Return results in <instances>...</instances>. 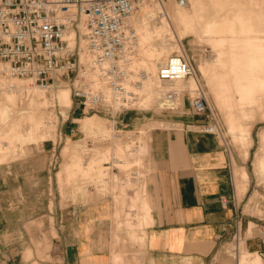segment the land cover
<instances>
[{"label":"rangeland","instance_id":"obj_1","mask_svg":"<svg viewBox=\"0 0 264 264\" xmlns=\"http://www.w3.org/2000/svg\"><path fill=\"white\" fill-rule=\"evenodd\" d=\"M184 1L182 9L177 4L181 0H143L139 3L143 5L137 15L138 24L146 20L150 39L144 41L148 47L158 48L151 55L159 59L154 60V65L164 63L172 52L184 54L191 62L199 86L195 90L187 78V82L175 87L185 92L194 90L190 91L192 96L200 91L208 103L206 113L197 114L188 95L178 91L182 96L177 98V110L162 108L156 98L143 103L144 94L135 110L84 114L67 82L44 92L29 80L12 77L18 90L8 95L0 92V186H36L30 211L20 209L19 214L66 215L78 204L87 205L111 195L116 200L125 199L127 204L136 197L128 190L136 188L135 193L147 194L145 188L152 172L149 151L144 149L148 130L153 126L173 128L166 119L183 113L203 116L206 126L198 130L214 128L211 134L241 159L250 151L248 180L245 170L235 167L237 214L239 223L243 219V228L239 225L238 234L213 264H222L228 258L231 264H239L240 255L241 264H253L258 258L264 259L261 252L253 249L257 244L262 248L264 245V0ZM160 2L167 9V30L155 29L160 27ZM178 11L188 17V25L179 18ZM137 58L143 56L138 54ZM20 82L25 85L23 90ZM128 112L140 113L144 125L119 126L117 116ZM60 173L64 174L62 182L58 181ZM114 181L119 184H94ZM147 197L148 194L142 197L145 202ZM131 208L130 202L125 209ZM143 210V214L148 213V207L143 205ZM12 225L10 221L4 223L5 230H11ZM23 242L29 240L21 239V246ZM30 243L38 258L44 259L47 240L32 238ZM31 258L32 252L28 251L27 259Z\"/></svg>","mask_w":264,"mask_h":264},{"label":"crops","instance_id":"obj_2","mask_svg":"<svg viewBox=\"0 0 264 264\" xmlns=\"http://www.w3.org/2000/svg\"><path fill=\"white\" fill-rule=\"evenodd\" d=\"M140 115L128 112L116 120L119 126L135 128L144 125ZM166 121L172 122L173 128L150 127L144 146L152 165L145 188L147 203L142 198L147 194L135 193V188L128 190L136 197L127 204L111 195L78 204L66 215L19 214L20 209L30 211L36 186L1 185L0 264H213L238 234L239 225L243 228V219L239 223L237 214L235 167L245 170L248 180L250 151L241 159L219 137L198 130L206 126L203 116L183 113ZM63 176L60 173L59 182ZM108 183L115 186L118 182L94 184ZM244 185L248 187V182ZM130 202L131 211L125 209ZM143 205L148 213H142ZM139 213L142 215L137 218ZM9 221L11 230H5L4 223ZM32 238L47 240L44 259L38 258ZM21 239L29 242L21 246ZM253 249L264 255V245ZM28 251L31 259H27ZM240 259L241 255L239 264ZM230 261L228 258L222 264ZM253 264H264V259Z\"/></svg>","mask_w":264,"mask_h":264},{"label":"built area","instance_id":"obj_3","mask_svg":"<svg viewBox=\"0 0 264 264\" xmlns=\"http://www.w3.org/2000/svg\"><path fill=\"white\" fill-rule=\"evenodd\" d=\"M141 1L0 0V64L11 76L44 89L67 82L84 114L135 110L138 94L125 85L130 73L123 55L136 40L126 21ZM71 31L76 35L74 42L68 36ZM82 37L92 55L88 67L81 63ZM90 70L106 81L111 97L95 87L88 77ZM143 77L137 76L132 86L141 85ZM191 77H196L194 67L178 54L170 56L157 72V79L167 84ZM185 93L197 114L206 113L208 103L200 91L197 96ZM179 95L166 92L164 109L175 110Z\"/></svg>","mask_w":264,"mask_h":264},{"label":"bare ground","instance_id":"obj_4","mask_svg":"<svg viewBox=\"0 0 264 264\" xmlns=\"http://www.w3.org/2000/svg\"><path fill=\"white\" fill-rule=\"evenodd\" d=\"M177 4H178V7L184 9V5L181 2H178ZM142 5H143L142 3L137 4L135 6L133 14L126 21L127 27L130 30H132L133 33H135L136 40L134 42H132L131 48L128 49L126 51V53L123 55V59H124L125 64H126V68L130 73L129 78L126 81L125 85L129 89L135 90L138 94V100L135 104V108L140 106V103L143 100L144 94H145V97H144L143 103L146 102L148 99L154 100L156 98L157 102H159L161 104L162 108H164L163 99H164L165 93L171 92V91H179L180 92L181 90L176 89L175 85L185 83L188 81V79H187V81H186V79L185 80H178V81L171 83V84L164 83V86L157 79L158 69L166 61L162 64H157L158 66L154 65V60H159V59H156V58H154V56H151V55L156 53L158 48L152 49L151 47H148L147 43L145 42L146 40L150 39V34L148 33V31L146 29L147 24H145L146 23L145 17H143L144 19H142L143 21L145 20V22H143L142 25L138 24L140 21H139V18L137 17V15H138V13L140 14V11L142 9ZM160 6L162 9V12H161L162 14H161V16H159V15L157 16V21L159 22L160 27H155V29L156 28L161 29V28L165 27L167 30V29H169V26H168L169 17L167 14V9L164 8V5L161 2H160ZM177 14H178L179 18L184 23H186V25H188V21H189L188 17L183 12L178 11ZM143 34H146L147 37L145 36L146 38L145 37L143 38ZM68 36H69L70 40H73V42L76 39V35H75L74 31H71ZM248 42H250V41H248ZM81 44H82V50H83V47L85 48V62H82V50H81V53H80L81 63L88 67L89 64H91L92 55L88 51V49L86 48V42H85V39H83V37L81 38ZM180 52H183V51L180 50ZM138 54L142 55L143 58H140V60H139L137 58ZM148 54L150 56H148ZM172 54H177V53L172 52L166 58V60ZM182 55H184V54H182ZM139 75L140 76L144 75L143 80H142V84L139 85L138 87L132 86V81H134V79L137 78V76H139ZM12 77H14V76H11L9 74V72L5 69V66L0 64V81L2 82V87H0L1 94L8 95V94H12L14 91L18 90L19 85L14 84L15 80ZM88 77L91 78V80L94 82L95 87L97 89H101L107 96L111 97V95H112L111 90L108 88L106 81L99 76L98 72L90 70ZM17 79H21V78H17ZM190 80L193 82L194 89L196 90L197 87L199 86L198 81H197L198 79L196 80L195 77L194 78L191 77ZM17 82H19V81H17ZM22 83L23 82H20V84H22ZM24 87H25L24 83L22 85H20V88L22 90L24 89ZM37 87L39 89L43 90L44 92L52 90V89H44V88L42 89L39 86H37ZM187 91H191V90H187ZM193 91H191V92H193ZM181 92L184 93L185 91H181ZM177 101H176V103H177ZM178 104L179 103H177L176 105H178ZM177 109H175V110H177ZM211 130L214 131L215 129L212 128ZM236 190H237V188H236Z\"/></svg>","mask_w":264,"mask_h":264}]
</instances>
